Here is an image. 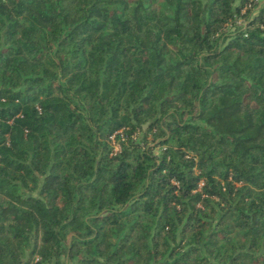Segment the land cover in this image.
Instances as JSON below:
<instances>
[{
  "label": "trees",
  "instance_id": "obj_1",
  "mask_svg": "<svg viewBox=\"0 0 264 264\" xmlns=\"http://www.w3.org/2000/svg\"><path fill=\"white\" fill-rule=\"evenodd\" d=\"M0 264H264V0H0Z\"/></svg>",
  "mask_w": 264,
  "mask_h": 264
},
{
  "label": "rangeland",
  "instance_id": "obj_2",
  "mask_svg": "<svg viewBox=\"0 0 264 264\" xmlns=\"http://www.w3.org/2000/svg\"><path fill=\"white\" fill-rule=\"evenodd\" d=\"M116 144H117V143H114V145H115V149L118 150V149H119V146L116 145Z\"/></svg>",
  "mask_w": 264,
  "mask_h": 264
}]
</instances>
